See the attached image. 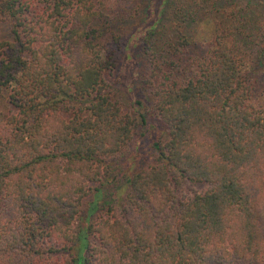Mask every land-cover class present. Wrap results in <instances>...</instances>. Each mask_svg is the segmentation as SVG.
Returning a JSON list of instances; mask_svg holds the SVG:
<instances>
[{
	"label": "trees",
	"instance_id": "16d2710c",
	"mask_svg": "<svg viewBox=\"0 0 264 264\" xmlns=\"http://www.w3.org/2000/svg\"><path fill=\"white\" fill-rule=\"evenodd\" d=\"M102 1L0 0V264H264V110L248 69L264 71V40L246 36L264 32L262 0L221 11L239 41L221 33L205 47L163 31L141 86L167 138L119 201L86 207L139 120L108 79L119 48L96 53L100 22L128 10L107 14ZM195 182L209 186L187 195Z\"/></svg>",
	"mask_w": 264,
	"mask_h": 264
},
{
	"label": "rangeland",
	"instance_id": "374dc122",
	"mask_svg": "<svg viewBox=\"0 0 264 264\" xmlns=\"http://www.w3.org/2000/svg\"><path fill=\"white\" fill-rule=\"evenodd\" d=\"M216 0H103L101 8L108 14L120 10H128L127 13L118 14L117 23L111 26H105L101 21L102 40L98 42L96 53L98 57H102L108 46L115 45L119 48L118 67L108 75L109 81L113 84L114 93L121 103L125 111L132 113L139 120L133 132V140L128 147L111 161L109 173L105 177V183L101 186L100 192L90 194L85 206L98 198L99 205L105 202H117L123 196L127 185L126 179L133 175L139 169L149 166L155 162L157 150L154 143L158 138L163 140L167 138L165 127L156 115L154 108V94L149 87L141 86V80L151 73V60L148 52H160L162 44L168 40H160V35L164 33L168 35L170 31L172 36L178 32L185 34L191 41H196L207 47L218 34H227L230 39L235 37L242 40L243 36H234V27L226 28L227 25L221 15L224 6H238L247 3L249 0H223L215 5ZM257 1V0H255ZM164 2L165 8L161 11L160 4ZM264 5V0H262ZM182 9H189V12L182 14ZM165 10V11H164ZM190 10L192 12H190ZM136 11V12H135ZM160 11L162 16H155ZM178 11V12H177ZM133 12V13H131ZM159 20L157 28L154 29L152 35L148 33H138L133 29L143 24L148 19L152 22ZM162 17V18H161ZM122 22L119 23V20ZM173 20L176 21L178 28L173 27ZM98 26V25H97ZM99 27V26H98ZM162 31H161V29ZM8 23L0 22V33L7 35ZM159 29V30H158ZM158 30V31H157ZM142 31V30H141ZM124 33V34H123ZM138 33V34H137ZM149 34V35H148ZM249 43L264 40V32L258 29L252 30L247 34ZM245 39V38H244ZM156 41L161 45L156 51L152 43ZM247 41V40H246ZM204 48V47H203ZM260 47L252 48L251 45H240L235 49L245 53L249 58L261 56L263 53ZM256 59V58H255ZM262 63V62H261ZM248 69L254 77V89L252 94V103L259 109L264 110V71L253 63L248 65ZM145 75V76H144ZM140 101V103H139ZM7 107L0 104V112L4 113ZM142 115L145 116L146 122H141ZM207 183H192L187 185L185 193L193 195L195 191L203 192L208 188Z\"/></svg>",
	"mask_w": 264,
	"mask_h": 264
}]
</instances>
